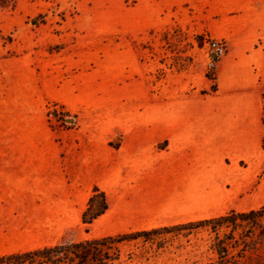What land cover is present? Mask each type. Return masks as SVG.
Here are the masks:
<instances>
[{
  "label": "rangeland",
  "instance_id": "374dc122",
  "mask_svg": "<svg viewBox=\"0 0 264 264\" xmlns=\"http://www.w3.org/2000/svg\"><path fill=\"white\" fill-rule=\"evenodd\" d=\"M213 40L201 14L187 7L143 12L135 0H0V256L127 233L103 217L87 226L81 215L62 216L46 184L15 178L18 167L31 165L27 146L8 149L20 129L47 124L76 150L89 139L99 155L118 149L124 134L182 127L185 113L197 110L191 102L213 93L209 77L225 55L211 66ZM224 174L239 179L236 212L264 205L263 143L249 162L225 158ZM167 186L161 178L160 196ZM230 187L226 181L228 195ZM207 244L204 231L138 240L121 247L122 261L206 264Z\"/></svg>",
  "mask_w": 264,
  "mask_h": 264
},
{
  "label": "crops",
  "instance_id": "0c3cea01",
  "mask_svg": "<svg viewBox=\"0 0 264 264\" xmlns=\"http://www.w3.org/2000/svg\"><path fill=\"white\" fill-rule=\"evenodd\" d=\"M135 1L143 12L187 7L201 14L209 36L226 44L213 70L217 90L191 102L197 110L185 113L184 126L124 134L118 149L99 155L90 149L89 139L76 150L47 124L32 125L30 132L21 128L8 149L22 152L27 146L31 165L18 167L14 177L46 184L62 216L79 217L81 203L98 186L109 206L101 218L122 233L236 212L239 179L225 177V158L232 165L235 160L249 162L264 139V0ZM161 178L169 185L162 196ZM226 181L231 195L223 190Z\"/></svg>",
  "mask_w": 264,
  "mask_h": 264
},
{
  "label": "trees",
  "instance_id": "16d2710c",
  "mask_svg": "<svg viewBox=\"0 0 264 264\" xmlns=\"http://www.w3.org/2000/svg\"><path fill=\"white\" fill-rule=\"evenodd\" d=\"M209 79L214 82V77ZM215 91L216 86L213 85L212 92ZM49 114L61 124L66 122L62 118L63 113L53 110ZM108 207L106 194L98 186H94L87 207L81 214V223L91 225L106 213ZM198 231H204L208 236L207 252L211 258L206 264H264V205L246 212L231 211L210 219L149 231L62 242L7 254L0 256V264H125L121 250L124 244L138 240L154 242L167 235L187 238Z\"/></svg>",
  "mask_w": 264,
  "mask_h": 264
},
{
  "label": "built area",
  "instance_id": "2783aa9c",
  "mask_svg": "<svg viewBox=\"0 0 264 264\" xmlns=\"http://www.w3.org/2000/svg\"><path fill=\"white\" fill-rule=\"evenodd\" d=\"M210 46L212 49V58L210 61L211 66L214 65V61L222 57L225 54L226 46L225 43L221 40L210 41Z\"/></svg>",
  "mask_w": 264,
  "mask_h": 264
}]
</instances>
